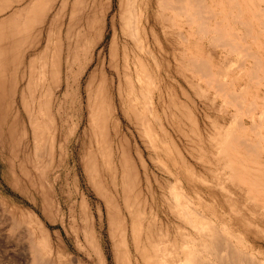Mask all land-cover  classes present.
Here are the masks:
<instances>
[{
    "label": "rangeland",
    "instance_id": "rangeland-1",
    "mask_svg": "<svg viewBox=\"0 0 264 264\" xmlns=\"http://www.w3.org/2000/svg\"><path fill=\"white\" fill-rule=\"evenodd\" d=\"M47 1L48 0H43V1L42 0L41 1L40 0H0V9H1L0 10V23L3 22L4 24V25H0L1 26L0 32L2 31L1 34H3V35H0V38L2 39V41H0V44H1L0 48L1 46H3V49L2 48L1 49L2 51L4 50V53L6 54L5 56L6 61L5 63L3 62L1 66V68L3 67L2 68L3 70L0 69L1 71H3L0 73V216L3 217L4 215L5 216L8 215L7 217L12 219L10 220L6 217L8 220H10V221L7 220L8 222L7 227L10 226V224H13L15 222L12 217L13 216L12 211L22 210L25 216H27L28 213L32 212L31 214L36 216V218L34 217L33 222H32L33 224L31 223L32 220H29L30 223L32 224L31 227L33 226L32 228L35 229L34 230L35 232H37V230L39 229L37 234L39 233H42L43 235L47 234L48 239H49L47 241H50L49 244H47V241H46L47 237L45 235L44 237H42L43 235L41 234L42 235L41 236L39 234L40 236L38 240L41 241L40 237H42L43 239L45 238L44 240L43 239L42 240L47 244V245L44 244V242L42 241L43 245H45L42 248L46 247V250H44L41 248V246L43 245H38L40 243L36 237V240L38 241V244L36 243V246L38 247V249L41 248L42 250L47 251V254L48 252L50 253L49 254L50 256L49 255L45 256L46 260L49 257V260L47 262H50L51 258H52L51 261H53L58 257V259H60V264H61V261L63 260V258L66 257L65 260H67V257L69 255V258L67 261L70 260L69 262L70 264H73V262L75 264H78V263L79 264H100V256L102 257V261L104 264H113L112 263V260H113V256H112L113 246L112 245L114 242L113 240L116 241L117 238L116 239L114 238L113 240L112 238L116 237L117 235L119 236L124 235L123 237L125 238L128 237L126 238V240H128L127 241L128 250L130 253V250L133 244V242H131L133 240L132 238L133 234H131L132 233L131 232L132 223H130L131 222L130 220L133 221V219H135L137 214H139L137 218H138L139 224L141 223L140 227L143 224V222L145 224V225L144 224L142 225V228H139L141 229V231H143V232L140 231V234L142 233L141 236L143 235L142 237L143 239L145 238L144 232H146V230H149V232L152 231L153 227H154V230L152 232H154V234L150 232L151 236L156 235L155 234L156 231H158V234L162 232L163 235L165 232L166 235H164V237L166 238L167 236L166 238L167 240L165 239L166 243L171 238H173L172 240L178 239L179 237L178 235H180V234L177 235V233H179V231H177L178 229H180L183 232L185 231L188 232L191 230L189 226L185 227V224H182L184 223L183 220L180 217H177V215L173 211V208H170V209L168 208L170 206L174 207L173 205H175L174 204L175 199L173 197L175 196L174 192H173L174 195L173 194L169 195L170 192L172 193V190L170 191V189H173L172 187H170V185L172 184L174 185L175 189L177 188L180 189V190L177 189L180 194L182 192H183L182 194H185V196L187 197L186 198L187 201L190 202L191 200L189 204L192 206L193 210L196 213L199 212V215H202V214L205 215L204 217L206 218L208 217L209 219L208 218L207 219L209 221L211 220L210 222L211 223L213 222L212 223L213 225L216 224L215 226H218L221 229L224 228L223 230L229 227L228 229H231V232H234V233L237 232L235 234L238 235V237H240V235L244 236L242 239L243 241H245V244L247 245L249 251H251V253L255 257H259L263 259L264 261V257H263L264 256L263 254L264 253V233L262 232L264 230V222H263L264 215L260 214L262 211L259 209H257V212H256V209H254L253 211L254 206L252 205H254L255 203L253 201H252L253 203L251 202V206L253 208L251 207L252 208V209L250 208L251 210L248 208L250 207V204L248 201H251V200H249V198H245L246 196L244 195L245 193L242 194V190L239 191L240 188L238 189V187H235V185H232L231 181L230 183L229 181L228 182L225 181V178L226 180L228 179V177H226L228 176L227 172H225L224 170L218 169L217 164L213 161V157H212L214 154V150H215V147H213V145H215L214 137L217 135V129H218L217 127H219V129L223 128L222 127L223 125L220 127V124H224V128L230 125L235 126L240 119L241 120L239 121V123H243L244 125L247 126V122L251 124V120H249L250 118H248L247 115H246L247 116L246 118V116L244 115L242 116V118L240 117L239 119V117L235 114L233 115L235 119H233V117L231 115H228V113L229 114H231V112L232 114L235 113L234 109L230 108L231 111H228L230 110L228 108L224 109V105H223L224 103L223 101H221L222 100L221 97L215 98L214 102H212L213 104H211V102L210 103L207 102L204 98L201 99V96L198 95L197 92L195 94L194 91L196 90L194 91L190 90L189 87H191L192 85L189 82L188 84L191 85L189 86L188 84H186V81L188 80V81L193 82L194 80L193 83L198 84V85L200 84L199 87L202 88V90H204L203 84H206L204 83V80L202 79L201 81L200 79V82L197 83L196 81H198L197 78L199 77H196V78L194 77L195 79L192 77L193 79L192 80L189 72H186V71L183 73L185 75L187 74L185 78H188V79L183 80L184 76L182 77L181 75L176 74L177 73L175 69L176 66H174L176 65V63L174 62L175 59H172L173 57L171 58L170 56L168 58L160 57L159 54H157V56H159L160 58V59L158 58L159 63L157 65L154 64V61L152 62V59L148 60V65H150L149 69H151L154 73V74H151L152 71H150V76L152 77H150V79L148 78L149 80L146 78L144 79V77L143 79L141 78L138 79L134 71L132 70L131 72L133 74L132 77L130 78L131 81L132 82L136 81L135 82L136 85H134V92L132 93V95L134 96V98L137 97L139 99L140 106L144 105L143 108L141 106L142 110L140 106L138 105L140 117L143 118V121L140 119L138 121L136 119V114L132 109L126 113V116L120 115V118H118L117 115L109 116V113H108L107 122H105L104 120L100 121L97 117L98 113H96V111L94 112L93 110L91 112L90 109L87 108L88 95L86 94L87 92L86 86L90 84L89 83L90 77L93 74L94 75L96 74L97 77L98 76L100 77V75L102 74L101 69H100V66L102 65L101 61L104 60V58H106V60H109L110 58V55H108L110 54V51L108 49L109 43L113 41L112 38H114L115 36L116 27L117 28L119 27V23L117 22L118 21L117 0H109V1L108 0L106 1L105 0H80V3H82L85 8L82 6V4L81 6H79V8L78 6L74 5V3L77 4L79 0H74L73 3H72L73 0H65L66 2L64 0L63 2L62 0H56V1L50 0L48 1L49 3H47ZM58 1H61L63 4L61 2H60L61 4H59ZM94 1H95L94 4L97 3L96 5L93 4ZM71 3L72 5H70ZM99 3L100 4L102 3V4L100 5ZM41 4H42V10H41V7L39 8ZM58 4L60 6L62 5L60 9L62 11L61 12L62 16L58 14L57 9H56L57 8L56 6H59ZM104 4L106 6H104ZM73 5L75 6V9L73 8L74 7ZM97 5L98 7L100 6V8H97ZM45 7H47V9H45ZM80 7L82 8V11L84 9L83 12L86 15L83 12L82 13L80 12L81 11ZM101 7L103 8L101 9ZM106 7H107V10H106ZM96 8L101 9L102 16L100 15V10L97 11ZM38 10L39 11L41 10V18H40V14ZM73 10L76 11L78 14H76V12L74 14ZM88 10L89 11L91 10L93 12L97 11L99 15L101 16L100 18H102L101 20H98L97 18L95 20L96 23H98L99 21L101 28L103 27V29L101 30V34H100L101 37L98 36L100 38L96 39L97 41L93 40L94 37H92L91 34L88 33L89 31L85 27L86 22L84 21L86 20H84L83 18L87 19L86 16L87 14L89 16L90 13L94 15L93 12L90 11L89 13ZM103 10H106V12L104 11L105 14ZM55 13L56 15L57 14L58 15L56 16ZM42 15H43V18H42ZM74 15L76 19H74ZM76 15H78V18L81 17V19L80 18L78 19L80 21L77 20ZM36 16H38L37 19H35ZM55 16L58 17L59 20H57ZM41 19H43L44 22L41 21ZM53 19L54 21L56 22L59 21V22L56 24V22H54ZM71 21L73 22L78 21L79 23L78 22L77 24L74 23L75 25H77L75 26L73 22ZM70 24H72L71 26L74 28H72ZM12 25H15V27L12 28ZM58 25L60 26V28H58L59 27ZM97 26L99 25L96 24L95 27ZM75 27L76 28L79 27L80 28L79 31ZM2 28H4V31L1 30ZM11 28L13 29V31H16V34H15L16 36H22V40L19 37L12 35L15 32L13 33ZM66 28L67 29L70 28V31H66L69 33L63 34ZM50 29H51V32H50ZM59 29L61 30L59 31ZM74 29L77 32V34L76 32H74ZM19 31H20V34H19ZM47 31L50 34V37L47 36L49 35L48 33H46ZM85 31L89 34V36H87L88 34ZM113 31H114V34H113ZM78 32L80 33L78 34ZM57 34H59V37ZM81 34H83L86 37L84 38V36H82ZM45 35L48 38H46ZM65 35L66 37L67 36L71 37V38L67 37L68 40L70 39V43L64 37ZM10 36L14 40L11 39ZM78 36L79 37L81 36L82 39L78 38ZM57 37L60 38L59 39L60 42L58 41V43L62 44L63 46L61 48H60L61 45L59 47L56 46L58 45V43L56 42L58 40ZM86 38L87 39L91 38L90 42L93 40L94 42L92 41L91 44L95 43V47H93L94 46L93 44L92 45L89 44L90 42H88L87 44L88 47H87L85 45L87 42ZM16 39L19 42L18 44H17ZM73 39L81 42V44L76 43L75 40L73 42ZM83 39H84L85 44L83 42ZM123 40H124L123 36L122 37L118 36V39L115 41V43L119 42L121 44L120 45L116 43L117 47L115 46L116 47L115 51H117L118 55L122 54L121 46L123 44ZM47 43H49L50 46L54 44L52 46H54L55 48H53L52 46L50 47L46 45ZM68 43L70 45L69 46L70 48L67 47L68 48L67 49L66 46H68ZM75 43H76V47H78L79 45H80L79 47H81V45L83 44V47L85 48V50H87L88 58H87L86 53H85L86 56L85 55L81 56L82 54H84V53H81V51L83 52L85 50H82L81 49L82 47L81 48L78 47L79 50H81V51L78 50V52H80L79 54H81L79 56L81 60H78L80 61V63L77 62L78 65L77 63L75 64L77 66H73V70L75 69L76 72L69 75V73H65L66 71L65 62L68 59H70V56L72 54H68L67 51L71 48L74 49ZM71 46H73L74 48ZM44 48L46 50H43ZM220 48H216L212 51L211 61L213 64H217V66H219L218 65L219 63H221L220 65L222 66V62L224 58L223 57L224 48L222 50ZM59 49H62L63 53ZM205 49L207 51L210 50V48L206 45H205ZM42 52L43 53L46 52V53H44L41 57ZM17 54L18 56H16ZM48 55L50 56L49 58L47 57ZM66 56H68V58ZM221 56H222V59H221ZM161 58L162 59L166 58L168 61H165L164 59L163 61H161ZM62 59L63 60L65 59V60L63 61ZM82 59H86V60H82ZM216 59L218 60V62ZM85 61H87L88 63ZM53 62L54 63L56 62L55 63L56 66L58 65L57 68L55 69V72L53 71L55 74L53 73L52 75V73H49L48 75L49 77L47 76V78L48 79L50 78V80L48 81V79L46 78V79H42L41 81V78L39 76L42 73V66L44 65L45 67L46 65V67H48V65L50 66ZM48 63H51V64H48ZM58 63L61 65H59ZM63 64H65L64 65L65 68L63 67ZM80 65L83 66L82 67L83 69L81 68L82 71L80 69L81 67ZM84 65L85 66L87 65L86 68ZM163 65H167V66L170 65L169 72H165L167 77L165 76V74L164 75L162 74V70L160 69L161 66ZM95 66L96 68H93ZM75 67L77 68L79 67L78 71L76 70L77 68ZM89 70L91 72H89ZM98 70H100V72ZM113 70H116V68ZM103 72H104V76L107 77L106 79L109 84L111 83L113 79L114 80L116 79L115 78L116 74L114 73L115 71H110L109 69H107L106 66H105V69L103 67ZM155 72L159 73V75L158 74L157 75L160 78L157 75H155L156 74ZM79 73H81V75H79ZM88 74L90 75L88 76ZM28 75L34 81L35 85L33 81L31 80L33 84H31L30 82L29 88H33V90L29 88L26 90H28L27 91L28 93L30 92L29 94H31L32 91L36 90L33 92L32 96H36V95L38 97L41 96L40 97L41 99H39L41 103L40 110L38 109V107L35 106L33 102H30V103L27 102V104L25 105L22 102V94L23 92H26V90L24 91V89L26 88L27 81H29V79H22V77L23 76L25 77ZM71 75H75V77L72 76L73 79H71V80H74L73 82H71L70 80L71 77H69ZM153 75H155L157 78H154ZM64 76L69 77V79L68 80L65 79ZM163 77L164 79L166 78L165 79L166 83L164 82L165 80H162ZM64 79L68 82V85L70 84L69 92H68L69 94H67V96L65 97L66 99L63 98V96H65L63 93H65L64 91L66 88V86H64L66 85V81ZM155 79H157L158 81L157 82L154 81ZM63 80L64 82H61ZM139 80H142V82H139ZM180 80H183V81H180ZM37 82L40 84V87ZM155 82L156 84L159 82H162L161 83L162 85L159 83L156 87V85L155 86L153 85L155 84ZM116 83H117V79H116ZM124 83L125 82L123 81V85ZM137 83H140V84H137ZM53 84L56 85V87L57 85H61V88L60 90H58L59 88L58 86L57 90L56 89L54 90L56 95L55 94L53 95L55 97H53L52 91H51V94L48 93L50 94L49 95L50 97H49L48 94L43 93L42 90H44L45 92L44 87L47 89V86L53 85ZM84 84H87V85H84ZM207 84H210V83H207ZM150 85L153 86L154 89ZM164 86H166V89L168 87V90H166ZM209 86L210 85L208 86L205 85V89H206L205 91H207L208 97L212 99L211 97L214 96L212 95L214 90L212 88L208 90L207 88ZM136 87L137 88L140 87L138 88V91ZM143 87L145 88L144 90L142 89ZM150 87L152 89H150ZM178 88H182L184 94L181 93L182 89L178 90ZM157 89L161 93L160 99H159L160 102L158 100L159 97L157 98V95L159 94ZM151 90H154L153 94ZM108 92L109 94H111L110 91ZM28 93L26 94L27 96H28ZM61 93L63 94V96H61L62 95ZM138 94L142 96L147 94L146 96L148 97L147 100L150 99L152 102V104H150V107H149L151 110L146 107L147 103L145 102L146 101V99L144 98L145 96L140 97L142 98L140 99ZM32 96L29 95L28 97H32ZM69 96H72L73 100ZM126 96L127 94L125 93L124 97ZM197 96L200 98V100ZM248 96L249 95H247V97ZM43 97L45 98V101L46 100L48 101L52 100V102L56 101L55 103L56 104L58 103L57 106H59L60 104L61 110L60 108L56 107L55 103L53 104V107H52L54 108V110L52 109L53 116L55 113H56L55 114L56 116L59 113L61 114L57 116L59 118L54 116L55 121L50 122V128L52 127V129H49V132L47 130L46 132H43L42 134L36 135L31 128L30 120L28 119L26 114L31 113L33 115L31 120H35L34 118L35 115L38 117L39 116L41 117L39 112L47 109L48 107L47 106L48 103L46 105L45 101L43 102ZM167 97L170 100L169 102H171L169 103V105H168ZM56 98L58 100H56ZM220 101H221L222 107L220 105ZM210 104L213 106H210ZM205 105L207 108L205 107ZM218 106L219 108L217 109ZM144 107L147 110L145 109L143 111ZM164 107H167V108H164ZM154 108H155V111H153ZM219 109H222L224 113L219 112ZM55 110H57V112ZM216 110L219 114L216 112ZM145 111H146V114H145ZM143 113L145 114V116ZM91 114H92V119L94 120V122L92 123H90V121L88 120ZM60 118L62 119L63 125L62 123L58 124L60 123ZM154 118L156 119L158 118V120ZM209 118L211 119L210 121H209ZM237 118L239 120H237V122H234L233 120H236ZM56 119L57 120L59 119L58 122ZM65 119L67 122L65 121ZM243 119H246V120H243ZM213 122H215L216 124L218 123V124L215 126ZM54 123L56 126L54 125ZM212 124L214 127L212 126ZM250 124L247 127H250ZM60 125H61V128H59ZM161 125L162 127H160ZM213 130L215 131L211 132ZM53 133L55 136H52ZM104 133H105V137H104ZM161 133L164 135H162ZM144 138H147V141ZM207 142L209 143L208 145H207ZM153 145H154V148H152ZM204 146H207V147H204ZM45 148L48 150V154L46 155L43 154L44 153L43 151H42L43 153L40 151L43 149L45 151ZM118 148L120 149L118 150ZM122 148H125V152L127 154V155L125 154V157L124 156L122 157L123 152H121L122 154L120 153V150L122 151ZM36 149H40V150L36 151ZM198 149H201V151ZM205 150L207 151L203 153ZM37 152L39 154H37ZM210 154H212L211 157H210ZM40 155L43 157V160L45 158L44 160L45 162L41 161L42 157ZM206 156H207V159H206ZM209 159H212V160L210 161ZM124 160L125 162L126 161L128 162L124 163ZM127 166L131 169H127L126 168ZM209 169H211L210 170L211 172L208 171ZM218 172L219 174H217ZM216 176H218L217 179H216ZM219 176L221 177L219 178ZM218 181L221 183H218ZM166 184H168L169 187ZM124 185H127V186H124ZM205 188L207 189L204 190ZM123 192L125 193V195L123 194L124 197L122 195ZM99 193H101V195ZM102 194L105 198H103ZM242 197L245 199H243ZM164 198H167V199H164ZM239 198H240V202H238ZM170 199H172L173 203ZM105 200L109 202L107 203ZM181 200H180V203H181ZM185 200H182V201L187 202ZM229 200H231L230 203H229ZM166 201L171 202V203H168ZM233 201L234 203H232ZM241 201H242V205H241ZM32 203L34 204L37 203V206H34ZM114 203H116L117 205H115ZM224 203H228V204H224ZM244 203L245 204L247 203L248 206L247 204L245 205ZM41 205H47L46 207L47 208L49 207L47 211L49 213L50 219L48 218L46 219L45 216H43L44 214L40 212ZM116 206L119 208L118 209L120 211L119 213H118V210L116 209L117 208ZM240 206H242V208ZM109 207H112V208H109ZM113 207H115L114 210H113ZM124 207L127 208V211H125L126 209ZM138 207L140 208L138 209ZM107 208L109 210L112 209L113 213L111 210H110L111 212L109 210L108 212H106ZM115 209L117 212H114ZM132 210L135 212L134 214L132 213L133 212ZM139 210L142 212H140ZM238 211H241V212H238ZM105 212L107 214H105ZM253 212L257 214L254 213L255 214L254 216L252 214ZM172 213L175 215H173ZM231 213L234 216V217L232 216V218L231 216H229V215H232ZM111 214L113 215L112 218L109 216L106 217V215H111ZM129 214L132 219L129 218L130 217ZM259 214L261 216H259ZM5 216L3 217V219L6 222ZM139 216H140V219H139ZM237 216L238 218L240 216L241 219L242 218L244 219V220L242 219L244 224L236 222L238 220ZM244 216H247V218L251 217L250 219H252V222L250 219L245 220L246 217L244 218ZM108 217L111 220L109 219L106 220V218ZM113 217L115 219H113ZM252 217H255L258 221ZM177 218H180V219H177ZM36 219H38L39 221ZM174 219H177V220H174ZM27 220H28V216H27L26 221ZM112 220L117 222L115 223L118 225L117 227L113 226L114 222L112 226L110 225L109 227V224H110L109 221H112ZM180 220H182V223ZM247 220H248L247 222L248 224L245 223ZM11 221L13 223H11ZM86 221H87V225H86ZM239 221L242 222L241 220ZM173 222H175L176 224H174ZM34 223L36 224L41 223L42 225L41 224L40 225L43 228H45V232L43 229H42L43 230L42 232L40 228H38L39 225L34 226L35 225ZM84 223L85 225L83 226ZM124 223L126 226L125 229H123V227H125L123 226ZM148 224L151 226L149 227ZM147 225L149 229L148 227L146 228ZM175 225H178L177 228ZM222 225L224 226L223 228L221 227ZM246 225L247 226L250 225L251 227H246ZM5 226L4 227L3 225L1 226V228L2 227L4 228V230L2 231L8 232V229H6ZM238 226L239 227L242 226V227L239 228ZM20 227H22V229L19 228L20 230H22V232L24 231V233H28V234L30 233V232H27L29 230H28L27 225H25L24 223H22V226L20 225ZM111 227H112V230L115 228L117 229V231L115 229L113 230V232L115 233L108 231L109 229L111 230ZM119 227L122 228L123 231H121ZM129 227H131V231L129 230L130 229ZM182 227L185 230H183ZM259 227L261 228L259 229ZM143 228H146V229L142 230ZM247 228H249L248 230L250 232L252 231V235L254 234L253 232L257 231L255 232L256 234H254L255 235L254 238H253L254 235L253 236L251 235L253 240L252 238L249 237L250 234H248ZM19 229L17 232H15L16 230L13 231L11 230V227H10L9 232L8 233L6 232L7 233L6 235L8 236L6 237V242H7V239H9V237L12 236L11 239H9V242L7 243L8 245L6 244L4 240L5 236L3 237V233L2 234L0 233L2 235L0 239H2L4 242L2 245L1 244L2 242L0 240L1 242L0 246L2 247L0 248V264H26L27 260L28 262H30L29 259L31 258L30 256H32V254L30 253L32 251L31 250L29 251L30 243L27 244V242H29L30 240H25L26 241L25 243L24 238L28 236V234L22 235V233H18ZM173 229H176L175 231L177 232L173 233L175 232L173 231ZM124 230H127V231H124ZM228 231L230 232V230ZM243 231H246L247 233ZM13 233L22 235L23 238H21V236H18V235H16L15 237L14 236L15 234ZM167 233L169 234L167 235ZM175 235H177L178 237ZM17 236L21 238L19 239V242H17L18 240ZM110 236L112 238H110ZM119 236H117L118 239L119 238L121 239L119 240L117 239V242L115 243H118V241L120 242L123 239L121 236L120 237ZM29 237L30 236H28L27 238L30 239ZM109 238L111 241L109 240ZM172 240L169 241L168 243L172 242ZM15 241L17 243H15ZM93 241H96V243ZM91 242L93 244H91ZM94 243L96 244L95 246H93ZM120 243L118 244L120 245ZM48 246H50L49 248H51L50 249L51 252ZM99 246L101 249L99 248ZM120 246L119 248H123ZM258 249H259V252L257 251ZM260 251H262L261 252L262 254L260 253ZM59 252H60V255H62L63 257L60 256L59 258V256L56 255ZM126 252H127V249H126ZM131 253L132 254H130V258H131V255L133 257V250H131ZM42 254H45V253H42ZM259 255H261V257ZM72 257H74L75 259L74 258L72 259ZM58 259H57L56 264L59 262ZM131 260L133 264V262H135L134 261L135 259L132 258ZM55 261L53 263L50 262V264H54ZM67 261L65 262L66 264L68 263Z\"/></svg>",
    "mask_w": 264,
    "mask_h": 264
},
{
    "label": "bare ground",
    "instance_id": "bare-ground-1",
    "mask_svg": "<svg viewBox=\"0 0 264 264\" xmlns=\"http://www.w3.org/2000/svg\"><path fill=\"white\" fill-rule=\"evenodd\" d=\"M48 1H50V0H48ZM48 1H47V3H49ZM58 2H59V4H61L63 2V0H62V2L61 1H58ZM73 2H74V0L72 1V3ZM75 2H77V1H75ZM44 3H45V1H44ZM47 3H46V5H47ZM72 3L70 5H72ZM94 3H95V1L93 2V4ZM107 3H109V2H107ZM81 4L82 3H80V0H79V2L77 4L74 3V5L78 6V8H79V6H81ZM96 4H94V5H96ZM59 6H56L57 7L56 9H57L58 14L62 16V14H61L62 11L60 10L62 5L60 7ZM75 6L73 7L74 9H75ZM82 6L84 7L83 4H82ZM104 6H106V5L104 4ZM40 7H41V10H42V4L39 6V8ZM43 7H44V5H43ZM107 7H106V10H107ZM97 8H100V6L98 7V5H97ZM102 8L103 7H101V9ZM45 9H47V7H45ZM101 9H97V11L100 10V15H101V12H102ZM41 10L40 11L38 10L39 14H40V18H41ZM93 10H94V8H93ZM106 10H103V12L104 11L106 12ZM117 10H118V21L117 22L119 23V27L118 28L116 27L115 36L113 35L114 38H112L113 41L111 40L112 42L109 43V47L110 48L108 47V49L110 51V54H108L109 52L107 54L110 55V58H109V60H106V58H104V60H102L103 62L101 61L102 65L100 66V69H101V73L102 74L100 75V77L99 76L97 77L96 74L95 75L93 74L94 76L92 75L90 77V81H92V82L89 81L90 84H88V85L84 84V85H87L86 86V91L87 92L85 91L86 94L88 95V97L85 95L88 98L87 99V108L90 109L91 112H92V110L94 112L96 111V113H98L97 117H98V119L100 121L104 120L105 122H107L108 113H109V116L117 115L118 118H120V115L126 116V113L129 112L131 109L135 112L136 119L138 121H139V119L143 121V118L140 117V112L138 110L139 99L136 96H135L136 98H134V96L132 95V93L134 92V85H136V83H135L136 81L135 82L131 81L130 78L133 75L131 72L133 70L135 75H136V77L138 79H140V78L143 79V77H144V79L145 78L146 79H148V78L150 79V77H152V76H150V71H152V70L149 69V66H150V65H148V60L149 59H152V62L154 61V64L157 65L159 63L158 61L160 59L159 56L160 57H166V58H168L169 56L171 58L173 57L172 59H175L174 62L176 63V65L173 64L174 66H176V68L174 67L176 69V72H177L176 74L181 75L182 77L184 76L183 80L184 79H186V80L188 79V78H185V76L187 74L185 75L183 73L185 71L189 72L191 79H192V77L193 78L194 77L195 78L199 77V78H197L198 79V81H196L197 83L200 82V79H201V81H202V79L204 80V83H206V84H203V87H204L203 89L204 90H202V88L199 87L200 84L198 85V84L193 83L194 82L193 79H192L193 82L192 81H188V80L186 81V84H188L190 82L191 85L193 86L192 87L191 85L188 84L191 87H189V86H187V87H189L190 90H192V91L196 90V91H194L195 94L197 92L198 95L201 96V99L204 98L207 102H209V103L211 102V104H213L212 102H214L215 98H217V97L220 98L221 97L222 98L221 101H223V103H224L223 104L224 105V109H226V108H228V109L233 108L234 109L235 113H233V114H232V112H231V114L228 113V115H231L233 117V119H235L234 116H233L235 114L239 117V119H240V117L242 118V116H244V115L245 116L247 115L248 118H250L249 120H251V124L247 122V126L250 124V127H247L243 123H239V121L241 119L239 120L238 118L236 120H233L234 122H237V120H239L238 123L235 126L234 125H230V126H226L224 128V124H220V127L223 125L222 126L223 128L219 129V127H217L218 128L217 129V135L214 133L216 135L214 137L215 145H213V147H215V150H214L213 156H212V154H210V157L211 156L213 157V161L217 164L218 169H221V170H224L225 172H227L228 176H226V177H228L229 180L228 179L226 180V178H225V181H227V182L229 181V183L231 181L232 185H235V187H238V189L240 188L239 191L242 190V194L245 193L244 195L247 196V197L245 196V198H249V200H251V201H248L249 204H250V207H248V208L250 209L252 206H254V208L252 207L253 211H254V209H256V212H257V209H259L262 212L261 213L258 212V213L264 215V0H117ZM83 11H84V9H83ZM83 11H82V8H81L80 12L82 13ZM90 11H89V13H90ZM97 11H94L95 13L93 11H91V12H93L94 15H92V13H90L89 16L87 14V16H86L87 19L83 18L84 20H86V21H84V22H86L85 23L86 25L84 23L83 24L85 25L86 29L89 31L88 33L91 34L92 37H94L93 40H96V39L101 37L100 34H101V30L103 29V27L101 28V25H100L99 21H98V23H96V21H95L96 18L98 20L102 19V18H100L102 15L100 16ZM75 12L76 11H74V14H75ZM105 12H104V14H105ZM86 13H88V12H86ZM76 14H78V13L76 12ZM55 15H56V13H55ZM76 16H77V20L79 18L81 19V17L78 18V15H76ZM37 17L38 16H36L35 19H37ZM42 18H43V15H42ZM56 18H57V20H59L58 17H56ZM74 19H76L75 15H74ZM39 21H40V19H39ZM41 21H43V19H41ZM53 21H54V19H53ZM78 21H80V20H78ZM54 22H56V21H54ZM58 22L59 21H57L56 24ZM71 22H73V21H71ZM77 22H73V24L74 23L77 24ZM60 23H61V21H60ZM95 23L97 25H99V26L95 27L96 26ZM0 25H4L3 22L0 23ZM71 25L72 24H70V26ZM53 26H55V25H53ZM75 26H77V25H75ZM13 27H15V25H12V28ZM79 27L78 28L75 27V28L79 31V29H80ZM12 28H11V30L13 31ZM55 28H57V27H55ZM58 28H60V26ZM70 28H68V29L66 28L67 30L65 29L64 30L65 32L63 34L69 33V32H66V31H70ZM72 28H74V27H72ZM16 29H18V28H16ZM16 29H14V30H16ZM1 30L4 31V28H2ZM60 30L61 29H59V31ZM12 31H10V32H12ZM48 31L46 33H48ZM82 31H84V30H82ZM50 32H51V29H50ZM74 32H76L75 29H74ZM1 33H2V31L0 32V35H3ZM13 33L14 34H12V35H15L16 31H13ZM79 33L80 32H78V34ZM19 34H20V31H19ZM76 34H77V32H76ZM89 34L87 36H89ZM113 34H114V31H113ZM57 35L59 37V34H57ZM66 35L64 37L67 39V37H69V36L66 37ZM81 35L84 36L83 34H81ZM47 36L50 37V34L47 35ZM47 36H46V38H48ZM98 36H100V37H98ZM118 36H120V37L123 36L124 37L123 44L121 46L122 54H120V55H118L117 51H115V49L117 47L116 43L120 44L119 42L115 43V41L118 39ZM16 37H19L22 40V36H16ZM85 37L86 36H84V38ZM10 38H11V36H10ZM19 38H17V39H19ZM61 38H63V37H61ZM69 38H71V37H69ZM78 38H81V36L80 37L78 36ZM11 39H13V38H11ZM59 39L60 38H58V40L56 41L57 43H58V41L60 42ZM75 39H73V42H74ZM88 39L86 38V41H87L86 44H85L84 39H83V42H84V44L86 46H87L88 42H90L91 38L89 39V41H88ZM0 41H2V39ZM68 42L70 43V39L68 40ZM91 42L89 44H91ZM18 43L19 42L17 40V44ZM69 43H68V46H66V48L70 46ZM76 43H80L81 44V42H79V41H76ZM76 43H75V48L73 47L74 44H73V46H71L74 49L71 48L68 51L66 50L68 52V54H72L70 56V59H68L65 62L66 65L63 64V67H64V65L66 66L65 73H69V75L74 73V72H76L75 69L73 70V66H77L78 63H80V61H78V60H81L79 58V56L81 55V54H79L80 52H78L79 48L82 47L81 49L85 50V48L83 47V44L81 45V47H79L80 45L77 44V45H79L78 46L79 48H78V47H76ZM20 44H21V42H20ZM92 44L94 45L93 47H95V43H92ZM46 45L50 46L49 43H47ZM52 45H54V44H52ZM205 45L210 48L209 51H207L205 49ZM48 46H47V48H48ZM56 46H58V47L60 46V48L63 47L62 44H60V43H58V45H56ZM52 47L55 48L54 46H52ZM220 47H222V48H220ZM1 48L3 49V46H1ZM1 48H0V69L3 70L2 69L3 67L1 68V66H2V63L3 62L5 63V61H6L5 60L6 54L4 53V50L2 51ZM216 48H220L221 50L224 48V50H223L224 51V55H223L224 58H223V62L221 61L222 62V66L220 65L221 63H219L218 64L219 66H217V64H213L212 61H211V59H212V51L214 49H216ZM62 49H59V50H61L62 53H63ZM43 50H46V49L44 48ZM79 51H81V50H79ZM218 51H220V50H218ZM44 53H46V52H44ZM44 53L43 52L41 53V57H42V55ZM51 53H53V52H51ZM81 53H84V54L81 55V56H83V55H85V53L87 54V50H85L83 52L81 51ZM55 54H56V52H55ZM157 54H159V56H157ZM219 54H221V53H219ZM16 56H18V54ZM47 57L49 58L50 56L48 55ZM66 57L68 58V56H66ZM14 58H16V57H14ZM87 58H88V54H87ZM166 58L165 59L163 58V59L165 61H168ZM86 59H82V60H86ZM163 59L161 58V61H163ZM221 59H222V56H221ZM85 62H87V61H85ZM217 62H218V60H217ZM55 63L54 62L52 64L48 63V64H51L50 66L48 65V67H46V65H45V67H44V65L42 66V73L39 76L41 78V81H42V79H46L47 76L49 75V73H52V75H53V73L55 72V69L58 66V65L56 66ZM76 63H77V65H75ZM45 64H46V62H45ZM83 64H84V62H83ZM169 64H171V63H169ZM59 65H61V64H59ZM159 65H161V64H159ZM86 66H85V68H86ZM105 66L110 71H115L114 73L116 74L115 78L117 79V83H116V79L115 80L113 79L110 84L107 82V79H106L107 77L104 76V72H103V67L105 69ZM169 66L163 65V66H161V68L159 67L162 70V74L163 75L165 74V72H169V70H170ZM82 67L83 66H81L80 69ZM152 67H154V66H152ZM75 68H77V67H75ZM78 68L76 69L77 71H78ZM93 68H96V66L93 67ZM115 68H116V70H113ZM82 69H81V71H82ZM1 70H0V73L3 72ZM156 70H157V68H156ZM98 71L100 72V70H98ZM89 72H91V71L89 70ZM81 73H79V75H81ZM155 73H156L155 75H157V74L159 75V73H157V72H155ZM57 74H59V73H57ZM151 74H154L153 71H152ZM89 75L90 74H88V76ZM155 75H153V77L157 78ZM28 76H25V77L23 76L22 77V79H29V81H27V83H26V88L24 89V91L30 87L29 86L30 82H31V84L34 83V81L31 79V77L30 76L28 77ZM72 76L75 77V75L69 76V77H71L70 80L73 79ZM165 76H166V74H165ZM26 77H28V78H26ZM39 77H37V78H39ZM64 77L67 80L69 79V77H66V76H64ZM77 77H78V75H77ZM121 77H123V78H121ZM172 77H174V76H172ZM33 79H34V77H33ZM122 79L125 82L124 85H123ZM165 79L163 77L162 80H165ZM176 79H178V78H176ZM31 80L33 81V83H32ZM49 80H50V78L48 79V81ZM64 80L61 81V82H64ZM151 80H152V78H151ZM183 80H180V81H183ZM73 81L74 80H71V82H73ZM154 81L157 82L158 80L155 79ZM154 81H153V83H154ZM139 82H142V80H139ZM156 82H155V84H153L154 86L156 85V87H157V85L159 83L160 84L162 83V82H159V83L156 84ZM164 82L166 83V80ZM207 83H210V84H207ZM71 84H73V83H71ZM137 84H140V83H137ZM34 85H35V83H34ZM53 85L47 86V89L44 87L45 92L41 88L40 89L45 94H48V93L51 94V91H52V95H53V94H55L54 90L55 89L57 90L58 86H59L58 90H60V88H61V85H57V87H56V85H54V86ZM161 85H159V86H161ZM163 85H165V84H163ZM205 85H207V86L210 85L207 88L208 90L210 88H212L214 90L213 94L211 93L212 95H214L213 97H211L212 99H210L208 97L207 91H205L206 90L205 89ZM43 86H45V85H43ZM64 86H66L65 91H64L65 93H63L65 96H63V94L61 93L62 94L61 96H63V98H65L67 96V94H69L68 92H69L70 84L68 85V82L66 81V85H64ZM64 86H62V87H64ZM39 87H40V84H39ZM72 87H73V85H72ZM83 87H85V86H83ZM123 87H125V88H123ZM144 87L142 88L143 90L145 89ZM151 87L154 89L153 86H151ZM151 87H150V89H152ZM138 88H140V87H138ZM138 88H137V91H138ZM164 88L166 89V86H164ZM191 88H193V89H191ZM29 89L33 90V88H29ZM158 89H159V87H158ZM158 89H157V91H158ZM180 89H182V88H178V90H180ZM166 90H168V87H167ZM27 91L28 90H26V92ZM34 91H36V90H34ZM34 91H32L31 94H29L30 92L29 93L27 92L28 96L29 95L32 96ZM108 91H110L111 94H109ZM151 91H152V94H153L154 90H151ZM26 92H23V94H22V102H23V104L25 105V104H27V102L28 103L33 102L35 104V106L38 107V109L40 110V104L41 103H40L39 99H41L40 98L41 96L38 97L36 95V96L28 97L26 95L27 94ZM142 92H144V91H142ZM158 92H159V94H158L159 96L157 95V98L159 97L158 98V100H159L161 93H160V91H158ZM125 93L127 94L126 97H124ZM181 93L184 94L183 89L181 90ZM50 94H48V96ZM165 94H167V93H165ZM208 94H210V93H208ZM70 95H71V93H70ZM247 95H249V96L247 97ZM72 96H69V97L72 98ZM143 96H145L144 98L146 99V101H145L147 103L146 107L149 108L150 104H152V102H151L150 99L147 100V98H148V97H146L147 94H145ZM143 96L139 95V98L143 97ZM53 97H55V96L53 95ZM151 97H152V95H151ZM46 99H47V97H46ZM140 99H142V98H140ZM208 99H210V100H208ZM56 100H58V99L56 98ZM72 100H73V98H72ZM167 100H168V105H169V103H171V102H169L170 101L169 98ZM199 100H200V98H199ZM44 101H45V98L43 97V102ZM221 101H220V105H221ZM55 102H52V100H50V101L46 100L45 101L46 105L48 103L47 109L42 110V111L39 112L41 117L40 116L38 117V116L35 115V117H34L35 120H31L32 116H33L31 113H27L26 114V116L30 120L31 128H32V130L34 131V133L36 135L37 134H42L43 132H46L47 130L49 132V129H52V127L50 128V122L51 121L52 122L55 121V117L54 116H56L55 115L56 113L54 112L55 113L54 116L52 114V109L54 110V108H52V107H53V104ZM154 102H155V100H154ZM159 102H160V100H159ZM217 103H219V102H217ZM57 104H56V107L60 108V104H59V106H57ZM211 104H210V106H213ZM141 106L143 108L144 105H141ZM141 106H140V108H141ZM205 107H206V105H205ZM221 107H222V105H221ZM57 108H55V109H57ZM142 108H141V110H142ZM164 108H167V107H164ZM218 108H219V106L217 107V109ZM145 109L146 108L144 107L143 111ZM60 110H61V108H60ZM55 111L57 112V110H55ZM58 111H59V109H58ZM153 111H155V108H154ZM228 111H231V109L228 110ZM216 112H217V110H216ZM219 112H223L222 109H219ZM59 114H61V113H59ZM59 114H57V116H59ZM145 114H146V111H145ZM145 114H144V116H145ZM247 116H246V118H247ZM232 117H230V118H232ZM57 118H59V117H57ZM61 118H60V123H58V124L62 123V119ZM214 118H213V120H214ZM154 119H156V118H154ZM58 120H57V122H58ZM88 120L90 121V123L94 122V120L92 119V114L90 115V118ZM156 120H158V118ZM210 120L211 119L209 118V121ZM231 120H230V122H231ZM243 120H246V119H243ZM65 121H66V119H65ZM140 123H142V122H140ZM211 123H210V125H211ZM245 123H246V121H245ZM51 124H53V123H51ZM213 124L216 126L218 123L216 124L215 122H213ZM213 124H212V126H213ZM54 125H55V123H54ZM62 125H63V123H62ZM160 127H162V125ZM59 128H61V125H60ZM162 130H164V129H162ZM214 131L215 130H213L211 132H214ZM162 135H164V134H162ZM52 136H55L54 133L52 134ZM104 137H105V133H104ZM144 139H146V141H147V138H144ZM208 144L209 143L207 142V145ZM204 147H207V146H204ZM46 148H47V146H46ZM46 148H45V151H44V149L43 150L36 149V151L37 150H40L41 152L43 151L44 153L43 152L42 153L46 155V154H48V150ZM152 148H154V145H153ZM119 149L120 148H118V150ZM201 149H198V150L201 151ZM207 150H205L204 152L202 151V152L205 153ZM40 151H38V152H40ZM38 152H37V154H39ZM121 152H123V154ZM115 153H116V151H115ZM120 153L122 154V157L123 156L125 157V154H126L125 148H122V151L120 150ZM196 154H197V152H196ZM201 156H202V154H201ZM117 157H116V159H117ZM206 159H207V156H206ZM44 160H45V158H44ZM44 160H43V157H42L41 161L45 162ZM209 160L211 161L212 159H209ZM126 162H128V161H126ZM126 162L124 160V163H126ZM131 164H132V162H131ZM123 168H124V166H123ZM126 168L127 169H131L128 166ZM210 170L211 169H209L208 171L211 172ZM126 171H128V170H126ZM206 171H207V169H206ZM211 174H213V173H211ZM217 174H219V172ZM212 177H214V176H212ZM220 177L221 176H219V178ZM133 178H135V177H133ZM217 178H218V176H216V179ZM219 181H218V183H221ZM130 182H132V181H130ZM133 183H132V185H133ZM117 184H118V182H117ZM129 184H131V183H129ZM166 185H168V184H166ZM232 185H231V187H232ZM124 186H127V185H124ZM168 187H169V185H168ZM170 187H172L173 189H170V191L172 190V193L170 192L169 195L173 194V192H174L175 196H173V197L175 199V202H174L175 205H173L174 207L170 206L168 208L169 209L173 208V211L175 212L177 217H180L183 220L184 223H182V220H180L181 223L185 224V227L189 226L191 230L188 231V232L187 231L183 232L180 229H178L177 231H179V233H177V235L178 234H180V235H178L179 237L177 235H175V236L178 237V239L172 240L173 238H171V239L169 238L170 239L169 241L172 240V242L168 243L169 242L168 241L167 242L168 244H167L166 241H165L167 236H166V238L164 237V235H166L165 232H164V235H163L162 232L160 233V231H159L160 234H158V231H156L157 232V233L155 232L156 235L151 236V233L154 234V232H152L154 230V227L152 225L153 230L151 229L152 230V231H150L151 233L149 232V230H146V232H144L145 233V235H144L145 238L143 239L142 238L143 235L141 236L142 233L140 234L141 229H139V228H142V225L144 224V222L142 221L143 224L140 227L141 223L139 224V221H138V218H137V216L139 214H137V216L135 217V219H133V221L132 220H130L131 222L129 221L130 223H132V225H131L132 226V231H131V227H129L130 229L128 228L132 232L131 234H133V237H132L133 240L131 241L134 244V245L132 244V248H131V250H133V257L131 255V258H130V254H132V253H131V250H130V253H129V250H128V242H127L128 240H126V238H128V237L125 238V237H123L124 235H122V236L120 235L123 238L120 241L121 243L118 241V243H120V245H122V246H120L118 243H115V242H117V239H118L117 236H119V235H117L116 237H113V238L110 236V238H112V240L114 238L115 239L117 238L116 241L115 240H113L114 242L112 241L113 242V245H112L113 246L112 247L113 248V252H112L113 253V255H112L113 256V260H112V263L113 264H124V263L125 264H132V260H131L132 258L135 259L134 260L135 262H133V264H264L263 259H261L259 257H255L251 253V251H249L247 245L245 244V241H243V239H242L244 236L240 235V237H238V235L235 234L237 232H235V233L231 232V229H228L229 227L227 229L230 230V232L227 229L223 230L224 229L223 225H225V224H223L221 226L223 229L219 228L218 226H215L216 224L213 225L212 224L213 222L211 223L210 222L211 220L209 221L208 217H207L208 218L207 219L206 217H204L205 215H203L202 213H200V214H202L203 216L199 215V212L196 213L193 210L192 206L189 204L191 202V200H190V202L187 201V199H186L187 197L185 196V194H182L183 192L181 194L179 193L178 190H180V189H178V188H177L178 190L175 189L174 185H172V184L170 185ZM126 188H128V187H126ZM174 189H175L176 192L174 191ZM206 189L207 188H205L204 190H206ZM168 190H169V188H168ZM99 194L101 195V193H99ZM123 194L125 195L124 192L122 193V195ZM124 195H123V197H124ZM212 195H213V193H212ZM102 196H103V194H102ZM103 198H105V197L103 196ZM245 198H243V199H245ZM164 199H167V198H164ZM181 199L182 200L186 199L185 201H187V202H184ZM225 199H227V198H225ZM170 200L172 201V199H170ZM180 200H181V203H180ZM230 201L231 200H229V203H230ZM245 201H247V200H245ZM252 201L255 202V203H254V205L251 206V202ZM166 202H168V201H166ZM225 202H227V201H225ZM238 202H240V198H239ZM107 203H105V204H107ZM168 203H171V202H168ZM172 203H173V201H172ZM232 203H234V201ZM32 204L34 206H37V203L36 204L32 203ZM114 204L117 205L116 203H114ZM191 204H193V203H191ZM224 204H228V203H224ZM107 205H109V204H107ZM241 205H242V201H241ZM46 206L47 205H41L40 206L41 211L40 210L39 211L42 212V214H44L43 216H45L46 219L47 218L50 219L49 213L47 211L49 209V207L47 208ZM247 206H248V204H247ZM237 207H238V205H237ZM240 207L242 208V206H240ZM109 208H112V207H109ZM114 208L115 207H113V210H114ZM124 208L126 209L125 211H127V208L126 207H124ZM139 208L140 207H138V209ZM104 209H105V207H104ZM116 209L118 210L119 208L117 207ZM116 209H115L114 212H117ZM108 210L109 209L107 208L106 212H108ZM110 210L113 213V210L112 209H110ZM232 210H233V208H232ZM196 211H198V210H196ZM106 212H105V214H107ZM119 212L120 211L118 210V213ZM140 212H142V211H140ZM226 212H228V211H226ZM238 212H241V211H238ZM249 212H251V211H249ZM31 213L32 212L28 213L29 215L27 214L28 220L26 221L27 216H25L23 214L22 210L12 211V215H13L12 217H13V220L15 222L13 223L11 221V223H13V224H10V226L7 227V225H8L7 224L8 223L7 220L10 219V218L7 217L8 215H6V216L4 215L5 216V220H6V222H5L4 219H3V217H4L3 216L4 212H3V214H2L3 217L0 216V233L1 234L3 233V237L5 236L4 240L6 242V237H8L6 234L9 232V228L11 227V230H13V231L16 230L15 232H17L19 228L22 229V227H20V225L22 226V223H24L28 227L29 231H27V232H30V233L29 234L28 233H24V231L22 232V230H20V229H19L18 233H22V235L23 234H26V235L28 234V236H30L29 237L30 239L27 238L28 236H26V237L24 236L26 238V239L24 238V241L25 240H30L29 242H27V244L30 243L29 251L30 250L32 251L31 253L28 252V253L32 254V256L29 255L31 257L29 259L30 262H28V260H27L26 264H48V263L50 264V262L53 263L55 260L56 261H55L54 264H56L57 259H58L57 256H59V258H60V256H62V255H60V252H59L58 253L59 255L56 254L57 258L56 259L54 258L55 260L51 261L52 260V258H51L50 262H47L49 260V257L46 260L45 256H48L50 253L48 252V254H47V251H44V250H46V247L42 248V247L45 246L42 243V241L45 239V238L43 239L42 237H44L45 234L43 235L42 233H39L40 235L42 234L43 236L41 235L42 237H40L41 241L38 240L40 235L37 234V232L39 231V229L37 230V232H35L34 231L35 229L32 228L33 226L31 227V225L33 224L32 223L33 219H34V217L36 218V216L32 215ZM87 213H88V211H87ZM132 213L134 214L135 212L133 211ZM254 213L255 212H253L252 214L255 216V214H257V213H255V214ZM175 214H173V215H175ZM244 214H245V212H244ZM260 214H259V216H261ZM9 215H11V214H9ZM99 215H100V213H99ZM107 216L112 218L113 215L112 214L111 215H106V217ZM129 216H130V214H129ZM229 216H231V218H232L233 214L229 215ZM241 216H242V214H241ZM9 217H11V216H9ZM100 217H101V215H100ZM109 217L106 218V220H108ZM129 218H131V216ZM180 218H177V219H180ZM237 218H238V216H237ZM239 218H238L237 221L236 220L235 221L244 224L243 221H242L243 218L241 219L240 216H239ZM244 218H245V220L246 219L249 220L251 217L247 218V216H244ZM252 218H255V217H252ZM113 219H115V218L113 217ZM139 219H140V216H139ZM177 219H174V220H177ZM233 219H235V218H233ZM10 220H12V219H10ZM10 220H8V221H10ZM29 220H32L31 221L32 224L30 223ZM36 220H38V219H36ZM109 220H111V219H109ZM117 220H118V218H117ZM239 220H241L242 222H240ZM248 220L245 222L246 224H248L247 223ZM250 220L252 222V219H250ZM83 222H84V220H83ZM109 222H110L109 227H110V225L112 226L113 222H114V224H113L114 227L118 226L117 224H115L117 222H115L113 220L109 221ZM118 222H119V220H118ZM173 223L176 224L175 222H173ZM220 223H222V222H220ZM34 224H35L34 226L39 225L38 228H40V230L42 232H43V230L45 232V228H43L41 226L42 225L41 223H39V224L34 223ZM127 224H128V222H127ZM2 225H3V227L6 225L5 228L8 229V232L6 231L7 233L2 231V230H4L3 227L1 228ZM84 225H85V223L83 224V226ZM86 225H87V221H86ZM148 225L146 226V228L148 227ZM250 225H251V223H250ZM250 225H248V226L246 225V227H251ZM123 226H125V223H124ZM150 226L151 225H149V227ZM175 226L177 228L178 225H175ZM120 227H119V229L121 231H123L122 228H120ZM149 227H148V229H149ZM241 227H239V228H241ZM125 228H126V226L123 227V229H125ZM146 228H143L142 230H145ZM260 228L261 227H259V229ZM171 229H172V227H171ZM182 229L185 230L183 227H182ZM248 229L249 228H247V230ZM113 230H112V227H111V230L109 229L108 231H110L112 233H115V232H113ZM115 230L117 231V229H115ZM175 230L176 229H173V231H175ZM244 230H246V229H244ZM124 231H127V230H124ZM177 231H175L173 233H176ZM141 232H143V231H141ZM243 232H246V231H243ZM247 232H248V234H250L249 237L252 238L251 237L252 231L250 232L248 230ZM255 232H257V231H255ZM255 232H253V233L256 234ZM262 232L264 233V230ZM34 233L36 234V236H35ZM1 234H0V237L2 236ZM13 234H15L14 235L15 237H16V235H18V236H21V238H23L22 235H19L17 233H13ZM168 234L169 233H167V235ZM239 234H240V232H239ZM108 235H110V234H108ZM125 235H127V234H125ZM9 236H11V235H9ZM45 236L47 237L46 241L49 240L48 239V235L46 234ZM92 236H93V234H92ZM11 237H9V239H11ZM36 237H37V240L39 241L40 244H38V241L36 240ZM254 237H255V235L253 236V238ZM14 238H13V240H14ZM21 238L18 237L17 242H19V239H21ZM110 238H109V240H110ZM253 238H252V240H253ZM9 239H7L6 244L9 242ZM119 239H121V238H119ZM0 240L2 242V243L1 242L0 243L3 245V243H4L3 240L2 239H0ZM13 240H11V241H13ZM90 240H92V239H90ZM261 240H263V239H261ZM17 242L15 241V243H17ZM49 242L50 241H47V244H49ZM93 242L96 243V241H93ZM25 243H26V241H25ZM36 243L38 245H43V246H41V248L44 249V250H42L40 248V246H39V248L42 251L40 249H38V247L36 246ZM95 243H94L93 246L96 245ZM18 244H20V243H18ZM18 244H16V245H18ZM44 244H46V243L44 242ZM91 244H93V243L91 242ZM107 246H108V244H107ZM119 246L123 247V248H119ZM49 247L50 246H48V248ZM0 248H2V247L0 246ZM99 248H100V246H99ZM129 248H130V246H129ZM50 249L51 248H49V250ZM126 249H127V252H126ZM259 249L257 250L258 252H259ZM41 252L45 253L47 255L42 254ZM50 252H51V250H50ZM261 252L262 251H260V253ZM259 256L261 257V255H259ZM65 258L66 257L63 258L64 262L62 260L61 264H62V262L64 264L68 260L69 255L67 257V260H65ZM73 258L74 257H72V259ZM58 260H59L58 263L60 264V259H58ZM67 262H68L67 264H70L69 263L70 260L67 261ZM73 264H75V263L73 262ZM100 264H104L103 261H102V257L101 256H100Z\"/></svg>",
    "mask_w": 264,
    "mask_h": 264
}]
</instances>
